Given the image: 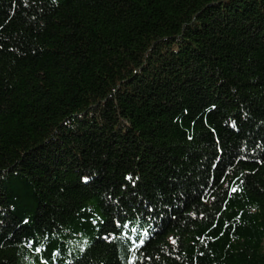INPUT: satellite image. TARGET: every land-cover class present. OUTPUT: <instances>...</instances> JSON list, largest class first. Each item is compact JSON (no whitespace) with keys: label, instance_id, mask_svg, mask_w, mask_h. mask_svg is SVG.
Listing matches in <instances>:
<instances>
[{"label":"trees","instance_id":"16d2710c","mask_svg":"<svg viewBox=\"0 0 264 264\" xmlns=\"http://www.w3.org/2000/svg\"><path fill=\"white\" fill-rule=\"evenodd\" d=\"M0 264H264V0H0Z\"/></svg>","mask_w":264,"mask_h":264},{"label":"snow or ice","instance_id":"6c2138e0","mask_svg":"<svg viewBox=\"0 0 264 264\" xmlns=\"http://www.w3.org/2000/svg\"><path fill=\"white\" fill-rule=\"evenodd\" d=\"M238 189L237 188H233L232 191L235 192L237 191ZM173 243H175V241H173Z\"/></svg>","mask_w":264,"mask_h":264}]
</instances>
